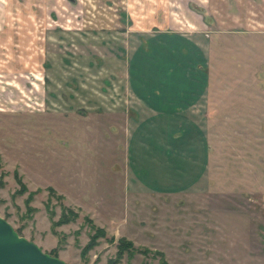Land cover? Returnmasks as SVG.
<instances>
[{"label":"rangeland","instance_id":"rangeland-1","mask_svg":"<svg viewBox=\"0 0 264 264\" xmlns=\"http://www.w3.org/2000/svg\"><path fill=\"white\" fill-rule=\"evenodd\" d=\"M163 30L208 38V186L187 193L132 180L134 117L114 102ZM0 217L66 264L115 261L122 238L170 264H264V0H0ZM87 217L107 237L83 256Z\"/></svg>","mask_w":264,"mask_h":264},{"label":"crops","instance_id":"crops-1","mask_svg":"<svg viewBox=\"0 0 264 264\" xmlns=\"http://www.w3.org/2000/svg\"><path fill=\"white\" fill-rule=\"evenodd\" d=\"M207 43L206 36L156 31L139 39L127 57L125 86L114 102L127 104L134 117L127 166L139 187L187 193L208 186L207 127L215 125L216 107Z\"/></svg>","mask_w":264,"mask_h":264},{"label":"water","instance_id":"water-1","mask_svg":"<svg viewBox=\"0 0 264 264\" xmlns=\"http://www.w3.org/2000/svg\"><path fill=\"white\" fill-rule=\"evenodd\" d=\"M0 264H66L21 237L0 217Z\"/></svg>","mask_w":264,"mask_h":264},{"label":"trees","instance_id":"trees-1","mask_svg":"<svg viewBox=\"0 0 264 264\" xmlns=\"http://www.w3.org/2000/svg\"><path fill=\"white\" fill-rule=\"evenodd\" d=\"M51 193H53L51 191ZM79 218L78 213H76L74 210L72 209H65L63 214H62V218L60 220L59 224H70L73 221H76ZM85 222L88 223L92 229V231L94 232L93 235L91 236L90 242L87 244V246L85 247L84 251H83V256L86 255L87 253H89L91 250H93L97 245H98V241L100 239H104L107 237V233L104 229L98 228L93 221H91L90 219L85 218ZM136 253H142L144 255H149L151 253H153L155 256L160 258L159 264H170L167 260H166V256L163 252L161 251H154L152 252L149 249H136L134 246V243L122 238L119 240L118 242V252H117V257L115 259V261H109L108 264H117L121 259L124 258L125 255H127V257L131 260L134 258Z\"/></svg>","mask_w":264,"mask_h":264},{"label":"flooded vegetation","instance_id":"flooded-vegetation-1","mask_svg":"<svg viewBox=\"0 0 264 264\" xmlns=\"http://www.w3.org/2000/svg\"><path fill=\"white\" fill-rule=\"evenodd\" d=\"M200 14H203V13H200Z\"/></svg>","mask_w":264,"mask_h":264}]
</instances>
